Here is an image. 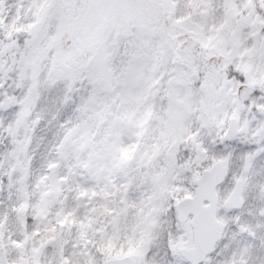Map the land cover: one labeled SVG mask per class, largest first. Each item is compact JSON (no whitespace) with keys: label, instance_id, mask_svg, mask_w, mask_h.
Masks as SVG:
<instances>
[{"label":"rangeland","instance_id":"obj_1","mask_svg":"<svg viewBox=\"0 0 264 264\" xmlns=\"http://www.w3.org/2000/svg\"><path fill=\"white\" fill-rule=\"evenodd\" d=\"M251 3L151 0L103 14L114 32L99 71L83 83L43 78L39 102L33 100L28 109L31 121L15 137L0 132V264L138 259L143 248L163 238L171 221L159 216L167 212L174 186L196 190L188 170L198 162L194 137L181 133L203 127L202 116L190 114L204 109V90L219 84L222 92L231 85L226 74L232 67L264 88V39L255 41L259 28L249 30L256 23L264 27V21L256 17L242 27ZM29 7L30 0H0V15L7 18L4 35L28 30ZM94 23L90 18L83 38ZM188 40L193 47L181 57ZM194 79L201 81L195 89ZM5 89L9 96L23 95L12 80ZM228 94L235 98V89L229 87ZM14 112L0 111V125H10ZM240 118L252 120V114L241 110ZM180 147L188 149L185 162L178 159ZM240 163L234 159L237 175ZM258 170L240 214L257 240L229 232L230 249L218 259L235 250L237 264H264V218L258 215L264 208V168ZM25 173L26 199L19 183ZM223 215L235 224V213Z\"/></svg>","mask_w":264,"mask_h":264},{"label":"snow or ice","instance_id":"obj_2","mask_svg":"<svg viewBox=\"0 0 264 264\" xmlns=\"http://www.w3.org/2000/svg\"><path fill=\"white\" fill-rule=\"evenodd\" d=\"M149 3L151 0H30L27 31L19 30L13 37L4 35L6 28H0V89H5L8 80H12L23 90L20 96H9L6 89L0 91V111L15 109V120L8 126L0 125V132L15 137L31 121L28 109L33 100L39 102L43 78L55 83L68 79L83 83L99 71L114 32L113 25L104 18L105 12ZM243 15L246 19L242 27L256 17L264 21V0H252ZM92 17L95 23L85 39ZM6 23L7 18L0 15V25ZM257 28L255 41L259 42L264 39V27L256 23L249 30L255 32ZM191 47L188 40L180 56L184 57L185 49ZM226 75L233 83L222 92H217L219 84L206 88L202 93L204 109L190 114V118L202 116L199 123L203 127L181 133L183 138L189 133L194 137L192 151L198 162L194 167L189 165L188 170L195 177L196 190L174 186L175 191L167 198V212L159 216L160 220L171 221L168 231L162 239L142 249V258L124 264H237L235 250L218 259L230 249L228 233L257 240V233L241 224L240 214L247 202L251 177L261 175L258 165L264 168V103H257L264 100V88H256L248 77L237 74L234 67ZM200 84L199 79L192 81L194 89ZM229 87L235 89V98L228 94ZM241 110L250 112L252 120H242ZM234 159L241 162L239 175L233 171ZM225 212L236 214L235 224L226 220ZM258 215L264 218V208Z\"/></svg>","mask_w":264,"mask_h":264},{"label":"water","instance_id":"obj_3","mask_svg":"<svg viewBox=\"0 0 264 264\" xmlns=\"http://www.w3.org/2000/svg\"><path fill=\"white\" fill-rule=\"evenodd\" d=\"M188 49H185V51H187ZM57 171V167H52L51 168V173L53 176H55V173ZM26 178V176L24 177V179ZM23 182V180L21 181ZM1 193V191H0ZM23 196L26 197V193L23 190ZM131 260H136L134 257L132 256H126V257H122V258H114V259H109L105 264H124L125 261H131Z\"/></svg>","mask_w":264,"mask_h":264},{"label":"trees","instance_id":"obj_4","mask_svg":"<svg viewBox=\"0 0 264 264\" xmlns=\"http://www.w3.org/2000/svg\"><path fill=\"white\" fill-rule=\"evenodd\" d=\"M4 144L7 145V142H5ZM182 146H185V145H182ZM4 148L8 149V146H5ZM179 149L180 150L178 151V159L179 160H183V162H185L186 160H188V157H187V154H186L188 149L186 147L185 148L184 147H180ZM179 163H180V161H179Z\"/></svg>","mask_w":264,"mask_h":264},{"label":"flooded vegetation","instance_id":"obj_5","mask_svg":"<svg viewBox=\"0 0 264 264\" xmlns=\"http://www.w3.org/2000/svg\"><path fill=\"white\" fill-rule=\"evenodd\" d=\"M232 20H233V19H232ZM235 21H237V20H233V22H235ZM0 28H1V25H0ZM26 174H27V173H26ZM26 174H25V175H26ZM23 177H24V176H23ZM23 177H22V178H23ZM22 178H21V179H22ZM21 179H20V180H21ZM20 180H19V181H20ZM27 181H28V174H27L26 178L23 179V182L20 184L21 186H23L22 189L25 188ZM25 189H26V188H25ZM27 197H28V196H27ZM135 258H136V257H135ZM246 264H247V263H246Z\"/></svg>","mask_w":264,"mask_h":264}]
</instances>
